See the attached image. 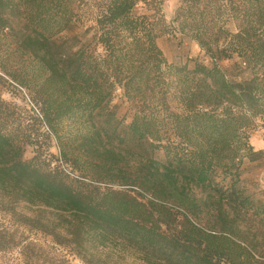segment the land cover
I'll return each instance as SVG.
<instances>
[{"label": "trees", "instance_id": "1", "mask_svg": "<svg viewBox=\"0 0 264 264\" xmlns=\"http://www.w3.org/2000/svg\"><path fill=\"white\" fill-rule=\"evenodd\" d=\"M164 2L0 0V84L12 79L32 103L0 90V207L75 217L86 237L147 264H264L224 208L264 218V203L236 188L244 155L262 152L249 132L264 117V0H179L170 21ZM164 34L187 36L199 55L170 63ZM193 187L211 191L221 231L195 223ZM1 226L0 253L13 254L17 234ZM23 250L15 264H42Z\"/></svg>", "mask_w": 264, "mask_h": 264}, {"label": "rangeland", "instance_id": "2", "mask_svg": "<svg viewBox=\"0 0 264 264\" xmlns=\"http://www.w3.org/2000/svg\"><path fill=\"white\" fill-rule=\"evenodd\" d=\"M178 4L179 0H165L163 3L162 13H164L167 21L173 17ZM10 24L14 30L20 32L22 27L20 20L11 17ZM228 26L233 28L231 24ZM6 32L7 34L11 33L9 30ZM74 33L75 31L69 30L55 38L60 41ZM157 44L165 58L174 64L184 62L186 56L194 58L200 53L198 44L187 36L164 34L157 39ZM14 62V56L10 55L8 67L15 66L16 63ZM230 63V61H225L222 65L226 67ZM32 68L29 72L39 70L36 66ZM3 78L6 79L7 83L0 84V90L2 97L7 102L11 101L19 107L24 106L25 102L27 106H32L30 95L25 88L19 87L8 77L3 76ZM168 95L169 105L173 109L179 110L175 97L170 92ZM249 134V143L253 150L257 152L262 150V152L252 156L253 160L244 155L240 164L239 183L236 188L243 197H249L254 204H260L264 203V117L258 118ZM49 151L57 156L58 148L55 140L52 141V147ZM31 154L28 149L25 156L30 157ZM62 166L70 177L78 176V172L71 171L64 164ZM190 192L201 202L198 209L199 217H196L195 223L205 229L214 230L215 228V230L221 231L223 225L217 218L215 208L211 206L214 199L211 191L207 188L193 187ZM224 208L228 224H233V228L238 237H241L239 239L242 243L245 246L254 245V255L259 259H264V218L255 217V214L252 213L251 215V212L247 215L240 212L237 214L230 207ZM14 212L16 215L6 212L0 207V222L4 225L1 228L14 231L17 234L16 240L19 241L13 254L2 255L0 253V264H15L16 255L22 248L26 261H38L42 264H147L142 261L139 255L124 247L113 243L101 245L97 241H93L91 236L86 237L84 232L77 231L78 224L75 217L57 213L45 206H33L24 203L17 205ZM18 214L21 215V220L24 219L22 216L29 218L25 220L28 225L21 224ZM189 217L191 218V216ZM39 226L44 227V232L36 228ZM79 233H83L81 237L84 238H76Z\"/></svg>", "mask_w": 264, "mask_h": 264}]
</instances>
